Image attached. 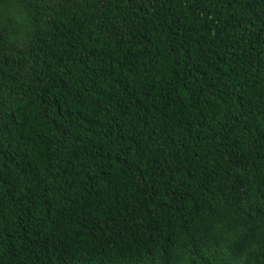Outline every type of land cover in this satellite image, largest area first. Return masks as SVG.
I'll return each instance as SVG.
<instances>
[{"label": "trees", "instance_id": "1", "mask_svg": "<svg viewBox=\"0 0 264 264\" xmlns=\"http://www.w3.org/2000/svg\"><path fill=\"white\" fill-rule=\"evenodd\" d=\"M0 264H264V0H0Z\"/></svg>", "mask_w": 264, "mask_h": 264}]
</instances>
